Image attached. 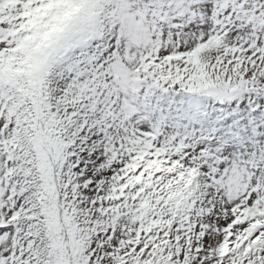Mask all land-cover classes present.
<instances>
[{
    "label": "snow or ice",
    "instance_id": "6c2138e0",
    "mask_svg": "<svg viewBox=\"0 0 264 264\" xmlns=\"http://www.w3.org/2000/svg\"><path fill=\"white\" fill-rule=\"evenodd\" d=\"M0 264H264V0H0Z\"/></svg>",
    "mask_w": 264,
    "mask_h": 264
}]
</instances>
